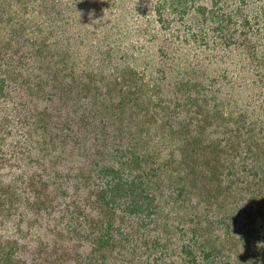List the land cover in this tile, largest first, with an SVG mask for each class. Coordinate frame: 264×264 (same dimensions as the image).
<instances>
[{
	"label": "rangeland",
	"instance_id": "374dc122",
	"mask_svg": "<svg viewBox=\"0 0 264 264\" xmlns=\"http://www.w3.org/2000/svg\"><path fill=\"white\" fill-rule=\"evenodd\" d=\"M0 264H264V0H0Z\"/></svg>",
	"mask_w": 264,
	"mask_h": 264
}]
</instances>
